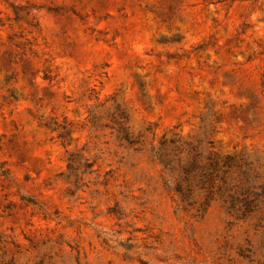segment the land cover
<instances>
[{
  "label": "rangeland",
  "instance_id": "obj_1",
  "mask_svg": "<svg viewBox=\"0 0 264 264\" xmlns=\"http://www.w3.org/2000/svg\"><path fill=\"white\" fill-rule=\"evenodd\" d=\"M193 148L264 188V0H0V264H264Z\"/></svg>",
  "mask_w": 264,
  "mask_h": 264
},
{
  "label": "trees",
  "instance_id": "obj_2",
  "mask_svg": "<svg viewBox=\"0 0 264 264\" xmlns=\"http://www.w3.org/2000/svg\"><path fill=\"white\" fill-rule=\"evenodd\" d=\"M193 159L191 162L182 166L180 176L189 182L192 176H195L200 181V185L204 189L214 188L217 182H226V177L236 166L239 168L234 157H228L223 162H220L215 155L208 158L207 165L201 162V154L196 148L192 149ZM170 170L175 172V167L172 165V160L167 162ZM240 179L237 184L225 187L222 193V200L232 212L241 220H248L253 214L260 210L261 202L264 200V188L258 186L257 176L251 175L247 171H242L239 168ZM180 192L184 191V186L180 185ZM263 189L262 192L260 190ZM186 196H189L192 191V186L189 184L186 188Z\"/></svg>",
  "mask_w": 264,
  "mask_h": 264
}]
</instances>
